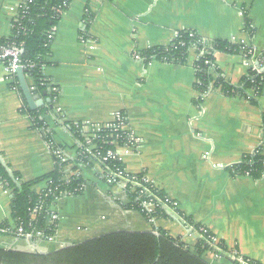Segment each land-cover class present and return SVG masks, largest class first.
I'll return each mask as SVG.
<instances>
[{
  "label": "crops",
  "instance_id": "0c3cea01",
  "mask_svg": "<svg viewBox=\"0 0 264 264\" xmlns=\"http://www.w3.org/2000/svg\"><path fill=\"white\" fill-rule=\"evenodd\" d=\"M22 2L0 0V39L9 36ZM244 13L254 30L252 42L244 31ZM57 24L44 76L57 88L54 107L62 120L57 123L51 113L40 120L69 161L75 160L77 142L63 122L103 125L122 113L127 131L139 143L134 150L122 149L125 171L146 175L176 206L174 212L166 208L168 218L154 225L197 239L198 225L225 252L264 264V176L254 180L229 171L257 148L264 155V78L257 106L213 86L199 100L195 49L179 65L156 60L144 64L138 59L152 48L170 46L181 32L208 42L252 44L258 54L264 51V0H71ZM81 34L91 47L81 44ZM214 65L234 86L250 68L241 55L220 51ZM33 97L43 106L49 103L45 94ZM25 107L22 94L12 89L0 66L1 158L22 182H31L53 171L54 158ZM81 177L84 194L63 197L51 207L59 215L54 241L18 242L71 247L121 227L151 229L137 211L118 205L126 203L125 195H115L95 170L82 171ZM45 187L41 182L34 189ZM10 213L9 193L0 184V224L9 221Z\"/></svg>",
  "mask_w": 264,
  "mask_h": 264
},
{
  "label": "trees",
  "instance_id": "16d2710c",
  "mask_svg": "<svg viewBox=\"0 0 264 264\" xmlns=\"http://www.w3.org/2000/svg\"><path fill=\"white\" fill-rule=\"evenodd\" d=\"M71 0H23L20 9L17 12L15 20L12 22L11 32L7 38L0 39V46H11L18 48L19 63L24 67V78L29 87L34 86L33 95L48 96L49 103L41 108L31 111L25 107L28 114L33 119L34 128L41 134L43 140L48 145L54 158V169L44 177L37 178L31 182H22L21 177L16 172H11L8 166L3 162L0 154V184L10 196V219L0 224V237H10L17 240L22 238L17 236L11 229L21 227L25 234H31L33 238L29 241L32 244L37 243L34 235L39 232L42 235L41 240L45 241L48 237L55 235L56 224L48 226L47 216L50 208L57 200L63 197H79L84 194L85 180L82 177H69L68 181L63 179L65 167L64 163L55 156L54 151L62 148L56 145L52 140V133L46 125L40 120L44 113H51L56 122H61L62 117L56 113L54 107L57 98V91L49 90L51 81L44 76L43 70L47 65L46 58L49 56V45L52 38L53 29L58 25L61 15L67 9ZM244 31L248 34L251 42L254 38V30L248 21L246 13L243 15ZM191 34V36H190ZM252 45V44H251ZM251 45L236 44L225 41L208 42L192 32H181L174 39L173 43L166 48H152L138 57L144 64L156 60L164 63L183 64L191 49H195L198 54V61L195 65L196 84L195 88L199 93V100L203 97L211 86L220 88L227 96H238L248 100L251 104L258 105V96L261 94L264 72L257 74L249 68L247 74L237 85H231L225 80L223 75L214 65V55L217 52H227L239 54L245 62L249 63L253 58L258 61L259 68L264 63L260 62L264 58V51L255 54ZM21 95V89L18 84L17 76L14 83L10 85ZM57 89V88H56ZM24 101V98L22 96ZM67 126L70 134L77 142L79 158L77 163L83 165L86 170L92 168L87 164L85 156L82 154L86 136L94 132L91 125L80 123H62ZM263 141H264V115ZM96 145L102 153L109 150H115V145H124L121 133L113 129H103L95 133ZM63 149V148H62ZM262 148H257L252 154L245 156L239 164L229 168L232 175H244L259 180L264 176V155ZM104 169L115 171L125 170L124 164L117 160H112L102 165ZM78 170L74 167L72 171ZM105 174L96 173L98 180L108 187H118L121 180L115 178L110 180ZM140 181L141 175L134 174L129 176V181L124 184L122 191L126 197V203L119 202L118 205L123 210L137 211L146 222L152 223L160 218H168L166 207L175 209L173 202L169 200L162 192L152 185L147 186L148 193L140 197V188L136 187L131 192L134 184L131 179ZM108 180L110 182H108ZM45 182L46 188L39 192L34 189L36 185ZM155 199H158L157 202ZM154 203L153 211L149 212L143 208V202ZM38 207L39 211L35 220H30L31 210ZM186 224H192L189 218H183ZM194 228L203 239H197L192 254L191 248L183 246L182 242L169 238L163 230L157 231V234L149 232H113L98 236L81 243L71 245L47 254L22 253L0 249V264H208L200 255L202 250L207 252L213 250L207 243V235L202 232V227L195 225ZM180 240V239H179ZM221 250L225 252L221 245ZM249 264L253 262L248 261Z\"/></svg>",
  "mask_w": 264,
  "mask_h": 264
},
{
  "label": "built area",
  "instance_id": "2783aa9c",
  "mask_svg": "<svg viewBox=\"0 0 264 264\" xmlns=\"http://www.w3.org/2000/svg\"><path fill=\"white\" fill-rule=\"evenodd\" d=\"M22 3L20 4L18 10L20 9ZM178 36V34L175 36V38ZM191 36V34H190ZM80 42L81 44H86L87 46L91 47L92 42L89 40L85 34H81L80 36ZM243 44V43H241ZM244 45V44H243ZM245 46V45H244ZM19 54L20 51L18 48L11 47V46H0V66L3 68L6 80L7 82L12 85L14 83V80L16 78V73L19 68L24 70V67L20 65L19 63ZM259 61V60H258ZM256 61L254 58L248 63V65L251 67L253 71H255L257 74L261 73V68L258 67L259 63ZM260 62L264 63V58L260 60ZM247 63V62H246ZM264 68V65L263 67ZM44 73V70H43ZM50 89L51 91H57L56 87L54 84H50ZM14 89V88H12ZM15 90V89H14ZM29 90L32 92L34 90V86L29 87ZM56 113H60V110L57 109ZM94 128V132L86 136L85 144L83 146L82 154L85 156V160L87 164H91L93 170H95L96 173L100 174H105L107 173V178L113 179V176L119 180H121V184L118 185V188H123L124 184L122 182L124 181H129V176L134 175V174H128L125 170L121 171L119 169H115V171L110 170V169H104L102 165L106 164L109 161L112 160H117L119 163L123 164V161L121 159L120 153L122 149L124 148H130L132 150L136 149L138 146V140L130 133L127 131L126 128V119L122 113H115L112 117V120L106 124L103 125H91ZM103 129H113L115 132L121 133L122 140H124V145L120 146L115 145V150H109L106 151L105 153L101 152V149L97 147L96 145V132H99L100 130ZM48 146V145H47ZM55 156L60 160L61 163H64L65 167L63 168L64 172V177L63 179L65 181L69 180V177L75 176V177H81V172L85 171V167L83 165H80L77 163V159L79 158V153H78V147H77V152L75 154V160L70 162L69 158L66 156L65 151L62 148H58L54 151ZM70 168V171L68 172L67 168ZM74 167H78V170L72 171ZM94 167V168H93ZM141 178L140 181L138 182L134 178L131 179L132 183L134 184L133 188L131 189V192H134L135 188L138 187L140 188V197H143L144 194L148 193L147 186H151L149 183L146 175L140 174ZM108 182H110L108 180ZM46 188V187H45ZM155 188V187H154ZM39 192V191H38ZM123 193V191H122ZM124 194V193H123ZM156 201L158 199H155ZM160 202V201H157ZM143 208L148 210L149 212L153 211L154 209V203L152 202H143L142 203ZM172 206L174 207L175 204L173 203ZM38 207H34L31 210L30 214V220H35L36 216L38 214ZM57 222V224H56ZM58 222H59V215L50 208L49 214L47 216V225H55L56 224V230L58 227ZM11 229L17 234V236L22 238V241L29 242L33 236L31 234H25L23 232V229L21 227L19 228H14L13 226ZM202 232L207 235V241L211 243H216L215 238L207 231V229L203 228ZM34 238L37 239V243H52L55 239V235L48 237L45 241H42V235L41 233L37 232L34 235ZM233 262H238L239 264H249L246 262L242 257L238 256L236 253L233 254L232 257Z\"/></svg>",
  "mask_w": 264,
  "mask_h": 264
},
{
  "label": "rangeland",
  "instance_id": "374dc122",
  "mask_svg": "<svg viewBox=\"0 0 264 264\" xmlns=\"http://www.w3.org/2000/svg\"><path fill=\"white\" fill-rule=\"evenodd\" d=\"M109 188H111V187H109ZM116 189H118L120 191H116ZM111 190H112V192L115 193V195L116 194L119 195L120 192L122 193V189L118 188L117 186L111 188ZM166 208H169V207H166ZM168 210H171V212L175 211L172 208H170ZM154 221L152 223H150L151 229H149V230L123 229L121 227V228H118V229H116V230H114L112 232H109V233L122 231V232H128V233H132V232H149V233H152V234H157L158 233L157 231L163 230V229H161L159 224L157 226L154 225ZM163 231L166 233L165 235L168 236L169 238L176 239V240H178V242H182V244H184L183 246L191 248L190 252H192V254L195 255L196 252L193 250L192 246H194V244L197 242V240H196L197 238L196 237L190 236L189 233L187 235H184L185 233H182L180 235L179 234L176 235V234H174L173 230H171V229H168V230L164 229ZM109 233H107V234H109ZM97 236H102V235L98 234ZM199 239H203L200 234H199L198 240ZM0 240H2V239H0ZM205 241H207V240H205ZM215 241H216V243H211V242L207 241L208 245L213 250L208 249L207 252H205V250H202L203 252L200 255V259H202L203 261H205L208 264H228V263H226L224 261H225V259L233 260L232 257H233L234 252H232L233 254H230L229 252H223L221 250V243L217 239H215ZM73 245H75V244H73ZM46 246L47 245L41 246L40 244L33 246V245H30V244H24V243L18 242V240L9 241V239L8 240L6 239L5 241H1V243H0V249L12 250V251H16V252H19V253L20 252H22V253L38 252V253H41V254H47V253H50V252H53V251L68 247L70 245H61V246L60 245H58V246L55 245L54 248H50V247H48V246L46 247ZM236 264H239V263L236 262Z\"/></svg>",
  "mask_w": 264,
  "mask_h": 264
},
{
  "label": "water",
  "instance_id": "95a60500",
  "mask_svg": "<svg viewBox=\"0 0 264 264\" xmlns=\"http://www.w3.org/2000/svg\"><path fill=\"white\" fill-rule=\"evenodd\" d=\"M261 72H264V68H261ZM18 84L21 89V94L26 101L28 110L35 111L43 106V101H36L32 92L29 90V86L24 78V70L19 68L16 73ZM11 251V250H8Z\"/></svg>",
  "mask_w": 264,
  "mask_h": 264
}]
</instances>
